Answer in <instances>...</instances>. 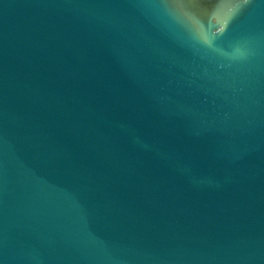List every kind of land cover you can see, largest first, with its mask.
<instances>
[{"label": "water", "instance_id": "95a60500", "mask_svg": "<svg viewBox=\"0 0 264 264\" xmlns=\"http://www.w3.org/2000/svg\"><path fill=\"white\" fill-rule=\"evenodd\" d=\"M0 264H264V0H0Z\"/></svg>", "mask_w": 264, "mask_h": 264}]
</instances>
